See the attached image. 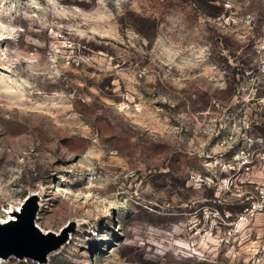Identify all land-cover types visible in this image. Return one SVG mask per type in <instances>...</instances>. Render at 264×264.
Segmentation results:
<instances>
[{"label": "rangeland", "instance_id": "rangeland-1", "mask_svg": "<svg viewBox=\"0 0 264 264\" xmlns=\"http://www.w3.org/2000/svg\"><path fill=\"white\" fill-rule=\"evenodd\" d=\"M263 187L264 0H0V222L73 224L0 264H264Z\"/></svg>", "mask_w": 264, "mask_h": 264}, {"label": "water", "instance_id": "water-1", "mask_svg": "<svg viewBox=\"0 0 264 264\" xmlns=\"http://www.w3.org/2000/svg\"><path fill=\"white\" fill-rule=\"evenodd\" d=\"M37 197L30 196L15 212L16 218L0 222V259H31L46 263L48 255L68 240L73 224L64 227L59 234L43 232L36 224Z\"/></svg>", "mask_w": 264, "mask_h": 264}, {"label": "built area", "instance_id": "built-area-1", "mask_svg": "<svg viewBox=\"0 0 264 264\" xmlns=\"http://www.w3.org/2000/svg\"><path fill=\"white\" fill-rule=\"evenodd\" d=\"M260 200L257 202H253L250 206H246L245 214L240 216V219H246L248 215H250L255 209L264 207V187L260 190Z\"/></svg>", "mask_w": 264, "mask_h": 264}, {"label": "bare ground", "instance_id": "bare-ground-1", "mask_svg": "<svg viewBox=\"0 0 264 264\" xmlns=\"http://www.w3.org/2000/svg\"><path fill=\"white\" fill-rule=\"evenodd\" d=\"M36 196V195H35ZM40 198V195H37V199L39 200V203H41V199H39ZM18 211V210H17ZM10 219H12V218H10ZM6 220H8V219H6ZM2 222H5V220H2Z\"/></svg>", "mask_w": 264, "mask_h": 264}]
</instances>
